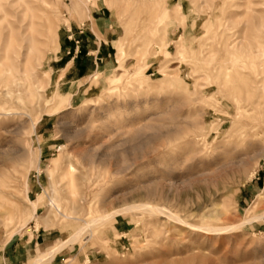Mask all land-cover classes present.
Returning a JSON list of instances; mask_svg holds the SVG:
<instances>
[{"label":"rangeland","instance_id":"obj_1","mask_svg":"<svg viewBox=\"0 0 264 264\" xmlns=\"http://www.w3.org/2000/svg\"><path fill=\"white\" fill-rule=\"evenodd\" d=\"M10 1L0 264H264V0Z\"/></svg>","mask_w":264,"mask_h":264},{"label":"bare ground","instance_id":"obj_2","mask_svg":"<svg viewBox=\"0 0 264 264\" xmlns=\"http://www.w3.org/2000/svg\"><path fill=\"white\" fill-rule=\"evenodd\" d=\"M1 1V0H0ZM9 1V4H11V3H13L14 4V2L13 1H10V0H8ZM13 7V6H12ZM0 8L2 9V6H1V4H0ZM13 9V8H12ZM14 10V9H13ZM3 11H4V20H6L7 21V17L8 16H10V15H12L11 14V12L9 11V10H6V9H4L3 8ZM16 11H18V10H16ZM15 14V13H14ZM20 14V13H19ZM19 14H18V16H19ZM22 15V14H21ZM24 15V14H23ZM14 16V15H13ZM15 18V17H14ZM20 18V17H19ZM18 18V19H19ZM22 18H23V16H22ZM15 19H17V18H15ZM24 19V18H23ZM161 19V18H160ZM25 21H26V19H24ZM16 21V20H15ZM24 21V22H25ZM32 21V20H31ZM31 21H29L30 22V24H29V26L31 25ZM33 22V21H32ZM34 23V22H33ZM23 25H24V23H23ZM22 25V26H23ZM34 25V24H33ZM21 26V27H22ZM7 27L10 29V30H12V23L10 22V21H8V23H7ZM20 27V28H21ZM24 27V26H23ZM31 27V26H30ZM32 28V27H31ZM26 30V29H25ZM26 32H28V31H26ZM29 33V32H28ZM27 35H29V34H27ZM24 40L25 41H29V40H32V37L29 35V36H26V37H24ZM30 43H31V41H30ZM31 44H33V43H31ZM30 44V45H31ZM32 47V46H31ZM143 206H144V204H142ZM142 206V207H143ZM138 207H141V206H138ZM137 207V208H138ZM141 207V208H142ZM144 208H146V209H149V210H152V211H158V212H160V213H164V214H166L167 216H169V217H172V219L174 218V219H177V220H179V221H181L182 222V219L179 217V216H177V215H175V214H173V213H171V212H168V211H166L164 208H160V207H158V206H148L147 204L144 206ZM200 208H202V207H200ZM206 208V207H205ZM143 209V208H142ZM213 209V208H212ZM143 210H145V209H143ZM148 210V211H149ZM204 210V209H203ZM215 210H217V208L215 209ZM121 211V210H120ZM123 211V214L127 211V209L126 210H122ZM212 211V210H211ZM115 212H117V211H115ZM114 212V213H115ZM218 212H219V210H218ZM118 213V212H117ZM116 213V214H117ZM215 213H217V212H215ZM222 213V212H221ZM33 214H36V211H34L33 212ZM116 214H110V215H107V216H102V217H100V218H95V219H92V220H90V221H88V222H86V224L84 225V226H82L76 233H74L73 235H71L70 237H68L67 239H66V241L65 242H63V243H61V244H59L58 246H56V247H54V248H51V249H49L48 251H46V252H43V253H41L40 255H39V257L37 258V262H39V261H41V260H51L52 258H54V256L57 254V253H59L62 249H64L65 247L64 246H66L67 244H69L73 239H77L79 236H81V234H83V232L85 231V230H87V229H89V228H91L92 227V225H95L97 222H99V221H101V220H103V219H107V218H109V217H114V215H116ZM119 214H120V212H119ZM205 214V213H204ZM212 214V213H211ZM205 215H210V214H205ZM218 215V214H217ZM1 216L2 217H4L6 220H8V221H11V220H13V218L11 217V216H7V212H3V214H1ZM166 216V217H167ZM204 216V215H203ZM216 216V215H215ZM219 216V215H218ZM205 217H207V216H205ZM210 218V217H209ZM171 219V220H172ZM108 220V219H107ZM173 221V220H172ZM184 222V221H183ZM188 223V222H187ZM180 224V223H179ZM192 224H189V226H191ZM23 226V225H22ZM184 226V225H183ZM191 227H193V226H191ZM194 227H196V228H198V229H201V230H205V231H211V232H215V233H223L224 231H228V230H230L231 229V227L230 228H224V227H203V226H194ZM190 229V228H189ZM19 230V229H18ZM210 232V233H211ZM205 233V232H204ZM209 233V232H208ZM214 233V234H215ZM64 247V248H63Z\"/></svg>","mask_w":264,"mask_h":264},{"label":"crops","instance_id":"obj_3","mask_svg":"<svg viewBox=\"0 0 264 264\" xmlns=\"http://www.w3.org/2000/svg\"><path fill=\"white\" fill-rule=\"evenodd\" d=\"M57 241H58V240H56V242L53 244V246H52V247H54V246L56 245ZM52 247H51V248H52Z\"/></svg>","mask_w":264,"mask_h":264}]
</instances>
